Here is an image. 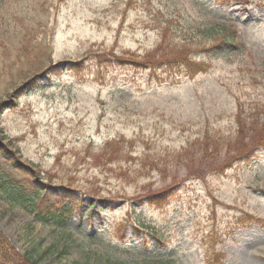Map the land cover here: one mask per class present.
Here are the masks:
<instances>
[{
    "label": "rangeland",
    "instance_id": "obj_1",
    "mask_svg": "<svg viewBox=\"0 0 264 264\" xmlns=\"http://www.w3.org/2000/svg\"><path fill=\"white\" fill-rule=\"evenodd\" d=\"M212 33L230 45L194 53L209 69L193 78L113 61L189 56ZM0 144L38 183L123 201L56 228L0 187V232L18 255L3 264H206L211 245L227 264H264V148L230 163L264 145V0H0ZM191 174L204 178L168 205L129 209ZM138 223L167 246L133 234Z\"/></svg>",
    "mask_w": 264,
    "mask_h": 264
},
{
    "label": "trees",
    "instance_id": "obj_2",
    "mask_svg": "<svg viewBox=\"0 0 264 264\" xmlns=\"http://www.w3.org/2000/svg\"><path fill=\"white\" fill-rule=\"evenodd\" d=\"M206 27V26H205ZM209 29H211V27H208L207 30L209 31ZM225 34V33H224ZM224 34H216V33H212L210 34L207 38H209L210 40H212L213 42L217 43V42H223L225 41V36ZM204 46H202L201 48H203ZM177 58L181 59V62L186 69L189 71V73L194 74L196 72V70L201 69L202 65L199 62L196 61H191L190 59L187 58L186 55L184 54H180L179 52H175ZM165 60L167 59L166 57H162ZM163 59V60H164ZM5 177V181H0L1 185L8 191L9 196L12 199H15L19 204L23 205V206H28V208L30 209V211H37L38 216H36L39 220L43 219V222H48L50 219L55 220L56 218L61 220L62 215H63V211L67 209L68 206H60L59 208H57L56 206H53V208L51 206L46 205L44 209H42L41 207H39L37 205V202L41 199V196L43 194V192L41 190H39V188H35L33 191V195H31L30 199H28L29 195H27L24 191L23 188L20 187L18 185L17 182H9L7 177ZM166 189H170V187H165ZM168 190H164L163 188H160V190H157L155 192L157 193H153L147 191V198L148 201H150L151 203H161L162 201H165V199L167 198V194H168ZM49 199V197L47 198V200ZM28 253L25 255V257L28 259ZM18 256L13 248L7 243L6 239L3 237V235L0 232V263H9L12 262V257Z\"/></svg>",
    "mask_w": 264,
    "mask_h": 264
}]
</instances>
